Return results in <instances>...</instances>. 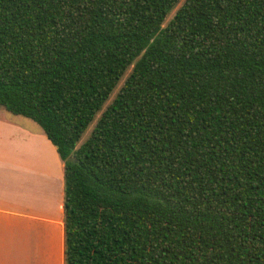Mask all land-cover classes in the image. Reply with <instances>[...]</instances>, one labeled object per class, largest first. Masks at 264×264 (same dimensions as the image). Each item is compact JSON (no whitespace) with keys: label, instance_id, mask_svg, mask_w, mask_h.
Instances as JSON below:
<instances>
[{"label":"trees","instance_id":"obj_1","mask_svg":"<svg viewBox=\"0 0 264 264\" xmlns=\"http://www.w3.org/2000/svg\"><path fill=\"white\" fill-rule=\"evenodd\" d=\"M0 106L64 162L65 264H264V0H0Z\"/></svg>","mask_w":264,"mask_h":264},{"label":"crops","instance_id":"obj_2","mask_svg":"<svg viewBox=\"0 0 264 264\" xmlns=\"http://www.w3.org/2000/svg\"><path fill=\"white\" fill-rule=\"evenodd\" d=\"M64 171L42 128L0 115V264H65Z\"/></svg>","mask_w":264,"mask_h":264},{"label":"rangeland","instance_id":"obj_3","mask_svg":"<svg viewBox=\"0 0 264 264\" xmlns=\"http://www.w3.org/2000/svg\"><path fill=\"white\" fill-rule=\"evenodd\" d=\"M179 7H180V5H179ZM177 9H178V8H177ZM177 9H175V10L169 15V17L167 18V22H168L170 19L173 18V16H174V14L176 13ZM129 72H130V71H129ZM127 74H128V73H127ZM121 86H122V83H121V84L119 85V87L115 90V92L113 93V95H112V97H111V99L109 100L108 103H110V102L114 99V97H115L116 94L118 93V91H119V89H120ZM108 103H107V104H108ZM5 113H7L8 117H12V115H13V114H10L8 111H6L5 108H3V107L0 106V115H3V114H5ZM100 115H101V112L98 114V116H97L95 122L90 126V128H89L88 131L86 132L85 136L83 137V141L86 140V139L89 137V135H90V133H91V131H92L94 125L96 124L97 120L99 119ZM21 119H23V121H26L27 123H29V124H31V125H34L35 127H39V128H41L36 122L32 121L31 119H28V118H25V117H22V116H21ZM18 140H21V137H18V135H17V141H18Z\"/></svg>","mask_w":264,"mask_h":264}]
</instances>
